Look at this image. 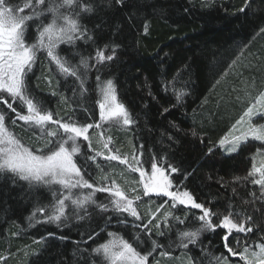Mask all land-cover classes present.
Segmentation results:
<instances>
[{
  "label": "trees",
  "instance_id": "16d2710c",
  "mask_svg": "<svg viewBox=\"0 0 264 264\" xmlns=\"http://www.w3.org/2000/svg\"><path fill=\"white\" fill-rule=\"evenodd\" d=\"M23 2L11 0L14 5L22 6ZM84 2L91 3L93 11L81 13L80 23L93 40L61 44L60 55L78 65L81 56L91 57L97 47L115 44V59L88 72L87 92L81 95L76 78L58 74L43 54L29 73L27 83L32 95L55 114L54 118L74 115L81 124L97 123L100 90L96 77L100 76L101 85L111 79L118 102L125 105L135 123L119 126L101 122L100 129L89 130L93 147L100 150L102 132L105 139L112 138L110 147L122 156L131 158L142 151L141 159L149 171L147 161L155 155L165 167L171 164L179 169L171 179L197 202L222 215L231 211L236 222L253 228L247 236L234 233V237L251 245V249L264 243V197L260 186L251 183L252 177L243 179L259 144L248 141L231 154H223L218 146L219 139L264 89V0H248V7L246 0H124L123 5L114 0ZM242 7L244 12L240 11ZM46 15L47 19H40L48 23L51 14ZM35 34L33 25L27 33L28 42ZM181 91L184 95L177 102L176 93ZM4 109L0 105V110ZM9 114L15 116L10 110ZM6 123L10 125V121ZM10 130L25 146L33 150L42 147L35 135L24 129L23 122L17 121ZM81 149L88 153L86 141L81 142ZM74 159L83 163L82 157ZM97 163L104 165L110 180L115 179L126 194L136 186L139 174L129 173L126 165L99 158ZM103 175L92 164L85 179L99 181ZM148 197L143 196L137 206L145 217L141 221L127 214L118 217L111 207L101 212L95 204H88L86 212L68 208V219L60 223L45 222L53 203L52 192L29 187L11 173H0V264H108L102 252L93 250L109 241L110 232L132 243L142 255L151 250L153 240L163 245L149 257L150 264H164L162 258L167 256H160V251L169 252L168 259L180 258L184 264H216L214 257L228 264L230 259L225 261L224 257L230 254L223 247L222 229L201 232L197 243L188 249L177 247L178 231L200 227L198 209L180 205L169 209L165 204L167 211L185 222L178 224L170 218L165 227L161 221L164 236L152 225L150 239L146 231L133 227L147 223L148 214L161 204L157 196ZM94 199L97 204H109L108 193L98 192ZM146 199L149 205L144 203ZM38 207H45V214L37 213L30 221ZM78 215L84 219H77ZM125 217L127 223L118 222ZM213 222L219 223V218L213 217ZM230 242L235 246L236 239L230 237Z\"/></svg>",
  "mask_w": 264,
  "mask_h": 264
},
{
  "label": "snow or ice",
  "instance_id": "6c2138e0",
  "mask_svg": "<svg viewBox=\"0 0 264 264\" xmlns=\"http://www.w3.org/2000/svg\"><path fill=\"white\" fill-rule=\"evenodd\" d=\"M115 4L123 5L124 0H114ZM250 6L246 0L245 7ZM245 7L240 9L245 11ZM66 9L67 12L62 11ZM93 11L91 3L84 0H24L22 6L11 3V0H0V105L5 106L0 110V173H11L14 178L26 181L29 187L48 188L52 192L53 203L50 205V212L46 216L45 222L60 223L68 219L67 209H84L88 204H95L101 212L111 210L119 217L127 214L136 221H141L142 217L138 211L136 202L142 196L166 197L163 204H160L153 212L148 214L147 223L134 224L133 227L146 231L148 238H151L152 225L160 236L166 235L160 231L161 221L165 227L171 218L178 224H184L185 220L178 216H173L172 212L166 211L158 216L164 205L169 209H174L177 205L186 208L200 210V215L196 217L201 223L195 230L178 231L180 243L177 247L188 249L189 245H195L201 232L210 230L215 232L222 229L221 237L223 247L231 256L239 257L243 264H264V243H259L256 247L258 251L251 250V245L242 243L234 237V233H243L247 236L253 232L252 227H245L244 222H236L233 213L228 212L222 215L214 212L211 208L195 200L188 190H181L179 184H174L171 179L172 174L179 171L178 168L168 164L166 167L163 161H158L153 155L148 164L150 171L144 167L141 157L143 152L138 155H120L118 149L110 147L112 138H104L100 133V150L93 147L90 129H100L101 122H113L119 126H130L135 121L132 119L128 109L118 102L116 86L111 79L100 84V76L97 75V86L100 90L102 99L97 101L99 107L100 122L81 124L74 115H69L67 119L54 118L55 114L46 109L32 95L28 87L29 73L37 61L38 54L44 52L50 64L56 66L58 74L65 77H75L79 82L81 95L87 92V74L92 68L105 65L115 59L118 45H104L97 47L95 54L91 57L81 56L78 65H72L70 61L60 55L61 44L75 45L77 40L92 41L93 37L87 28L80 23L81 13H91ZM187 11V9H186ZM51 14V20L45 23L41 17L47 19L46 14ZM39 21V23H36ZM35 25L36 39L29 43L27 33L30 27ZM144 31L147 33L148 26L145 24ZM264 31V29H261ZM110 48V53H109ZM89 60L94 63H89ZM82 69V70H81ZM51 83V81H49ZM167 88V85H165ZM55 95V93H53ZM184 93L177 92V102L180 101ZM7 97V98H6ZM11 102H9V99ZM17 106L14 107L13 105ZM264 106V91H261L254 102L247 107L244 114L236 121L229 132L220 138L218 145L227 152H235L241 144L247 143L249 139L260 141L264 144V124L254 123V118L264 120V112L258 111V107ZM26 109V113L25 110ZM14 113L15 116L9 114ZM165 112L168 109L164 110ZM247 117V121H245ZM10 121V125L6 123ZM17 121L23 122L26 131L32 132L42 147L33 150L31 146H25L18 135H15L10 128L17 125ZM247 124L246 128H238L239 125ZM239 133V134H237ZM196 135L195 132L192 133ZM169 139H172L169 136ZM87 142L88 153L82 152L81 142ZM141 149L143 145L140 146ZM212 149H209L211 152ZM107 153V154H106ZM261 159L259 166L253 157V163L244 180L252 177L251 183L259 185L261 196L264 197V149H257ZM74 157H82L83 163H78ZM102 159L105 162L119 161L126 165L129 173H138L139 180L134 181V187L128 189L131 193L142 192L133 196L126 194V191L116 182L109 178L105 172L104 165L97 163ZM95 164L96 168L104 173L99 181L90 182L85 179L87 168ZM90 175V174H89ZM258 178H255L257 177ZM186 178V177H185ZM237 180L241 179L239 177ZM110 180V183H109ZM85 190H88L85 192ZM108 193L109 204H97L94 197L96 193ZM255 195V194H253ZM45 207H38L29 217L35 219L37 213L44 215ZM213 217L219 218V223L213 222ZM222 217V218H221ZM77 219H84L77 216ZM251 220V217H247ZM153 221H156L153 224ZM41 221H37L40 223ZM119 223H127L119 220ZM113 239L98 246L93 251L102 252L108 264H150L149 257L163 245L152 241V248L146 254L137 252L132 243L122 237H117L115 233H108ZM230 237L236 239L235 246H232ZM139 240V236L136 237ZM239 249V250H238ZM160 256L170 255L167 251H160ZM216 264H222L221 257H214ZM227 256L224 257L226 261ZM190 264H195L191 261Z\"/></svg>",
  "mask_w": 264,
  "mask_h": 264
},
{
  "label": "rangeland",
  "instance_id": "374dc122",
  "mask_svg": "<svg viewBox=\"0 0 264 264\" xmlns=\"http://www.w3.org/2000/svg\"><path fill=\"white\" fill-rule=\"evenodd\" d=\"M35 37V38H34ZM33 40H31V41H29V43H32V42H34L35 41V39H36V34L33 36ZM43 54H44V56H46V54L44 53V52H41V53H39L38 54V57H37V60L39 59V58H41L42 56H43ZM263 91H264V89H263ZM100 99H102V97H101V94H100ZM98 111H99V107H98ZM245 111H246V109H245ZM244 111V112H245ZM258 111H261V112H264V106H260V107H258ZM244 112L241 114V116L244 114ZM26 113V112H25ZM240 116V117H241ZM240 117L238 118V120L240 119ZM245 121H247V117H245ZM98 122H100V121H98ZM109 122H111V121H109ZM254 123H257V124H264V120H261V119H259V118H254V121H253ZM234 124H236V122L235 123H233L232 125H231V127L228 129V131L223 135V136H225L228 132H229V130L232 128V126L234 125ZM247 127V124L245 123V124H243V125H239L238 126V128H246ZM237 134H239V133H237ZM222 136V137H223ZM220 140V139H219ZM249 141H254V140H251V139H249ZM255 142H257L259 145L258 146H256V148H255V150L253 151V153H252V155H251V167H252V163H253V157L255 156V158H256V160H255V162L257 163V166H259V162H260V159H261V157H260V155L257 153V149H264V144H262L260 141H255ZM242 145V144H241ZM240 145V146H241ZM219 146V145H218ZM220 147V146H219ZM220 149H221V151L223 152V154H231V153H234V152H227V151H225L224 149H222L221 147H220ZM107 154V153H106ZM139 177V176H138ZM255 178H258V176L257 177H255ZM139 180V179H138ZM142 193V192H141ZM136 194H139V193H131V192H129V196L131 197V196H133V195H136ZM141 195V194H140ZM146 198H149V197H146ZM160 200H161V204H163L164 203V200H166L167 198L166 197H158ZM142 199H143V196H142ZM141 199V200H142ZM140 200V201H141ZM140 201H137L136 202V206H139V203H142V202H140ZM148 201H149V199L147 200L146 199V201L144 202V203H146V205H149L148 204ZM160 204H158L157 206H156V208L159 206ZM164 207L165 208H163V209H161V211H160V213L161 212H163L164 213V211L166 212L167 211V208H166V206L164 205ZM155 208V209H156ZM151 213V212H150ZM160 213H158L157 215H162V214H160ZM149 218H150V216H149ZM116 236L117 237H121L120 235H117L116 234ZM111 239H113V237H110L109 238V240H111ZM251 250H253V251H258L259 249L255 246V248H253V249H251ZM168 258H170V257H163L162 259H164L165 260V262H164V264H184V263H182V261L180 260V258L179 259H168ZM228 259H230L229 261H228V264H243V261H240L239 260V257L238 256H236V257H233V256H231V254H230V256H229V258ZM184 260V259H183ZM153 262V261H152ZM156 263H158L157 261H156ZM159 264V263H158ZM160 264H163L162 263V261H160ZM188 264V263H187Z\"/></svg>",
  "mask_w": 264,
  "mask_h": 264
}]
</instances>
